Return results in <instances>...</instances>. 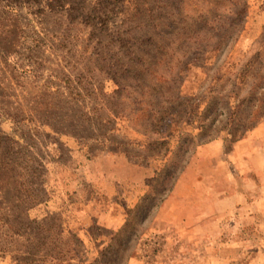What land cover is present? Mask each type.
<instances>
[{"label":"rangeland","instance_id":"1","mask_svg":"<svg viewBox=\"0 0 264 264\" xmlns=\"http://www.w3.org/2000/svg\"><path fill=\"white\" fill-rule=\"evenodd\" d=\"M166 1L172 8L175 0H0V214L16 233L0 226V264H264V0H243L231 48L180 71L176 93L191 113L162 161L138 166L32 122L46 86L67 93L54 77L77 83L82 68L99 81L97 65H122L126 98L138 97L139 73L157 55L139 42L119 52L111 40L142 24L148 3ZM181 2L180 14L193 15ZM176 72L159 68L152 87ZM116 127L144 145L157 138ZM20 182L37 200L25 216Z\"/></svg>","mask_w":264,"mask_h":264},{"label":"trees","instance_id":"2","mask_svg":"<svg viewBox=\"0 0 264 264\" xmlns=\"http://www.w3.org/2000/svg\"><path fill=\"white\" fill-rule=\"evenodd\" d=\"M181 1L175 0L172 8L167 1L148 3V15L144 16L142 24L131 22L126 30L111 40L119 52L128 50L139 42L140 52L157 55L152 56L150 59L154 60L147 66L144 65V71L139 73L140 80L134 87V93L138 97L131 100L126 98L129 86L123 80L126 74L122 65H97V69L106 74V78L99 81H96L100 76L94 72L96 70L82 68L78 72L80 81L77 83L69 75L63 74L60 79L54 77L59 86L61 83L65 85L67 93L64 95L58 88L53 92L50 91V86H46V92L39 98L44 105H36L30 110L34 115L32 122L48 126L58 135L99 143L105 152L122 154L138 166H143L150 160L165 159L172 153L170 142L181 125L189 123L191 113L187 100L178 91L176 93L175 85L178 84L180 71L189 66H203L212 56L218 57L222 51L231 48L238 39L246 16L243 0H190L193 7V15L190 16L180 14L183 4ZM218 6L225 7L226 14L225 10L220 13ZM176 52L182 54L181 58H176ZM159 68H165L170 73L174 70L177 72L173 76L160 75V86L156 90V87H152L151 78L156 76ZM102 81H112L116 89L112 93H106ZM89 97L95 107L86 111L84 104ZM116 120L135 126L139 135L149 133L157 138L146 145L129 140L116 127ZM188 147L184 149V153L188 152ZM7 179L0 174V200L7 187ZM17 184L18 193L22 197L20 211L25 216L37 200L30 186L22 182ZM0 226L9 229L11 238L16 234L12 230V220L5 215L0 214ZM28 260L25 257L20 262L27 264Z\"/></svg>","mask_w":264,"mask_h":264}]
</instances>
